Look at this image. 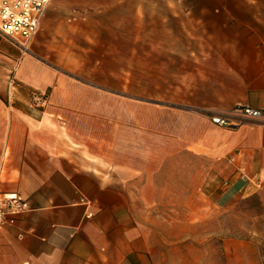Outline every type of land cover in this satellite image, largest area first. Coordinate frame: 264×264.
<instances>
[{"label":"crops","instance_id":"obj_1","mask_svg":"<svg viewBox=\"0 0 264 264\" xmlns=\"http://www.w3.org/2000/svg\"><path fill=\"white\" fill-rule=\"evenodd\" d=\"M28 50L0 32V191L29 203L0 226V264H202L171 226L264 186V0H51ZM92 56L120 59L103 75L210 69L146 77L143 98L135 77L125 93L117 73L61 67ZM238 104L261 115L229 127L197 110ZM233 248L225 264H264Z\"/></svg>","mask_w":264,"mask_h":264},{"label":"rangeland","instance_id":"obj_2","mask_svg":"<svg viewBox=\"0 0 264 264\" xmlns=\"http://www.w3.org/2000/svg\"><path fill=\"white\" fill-rule=\"evenodd\" d=\"M100 44V43H99ZM29 50H27L28 52ZM96 53L97 52H93ZM63 62L64 69H73V72L85 77H101L104 76L107 80L112 82L115 78L117 79V73L125 84L124 92H136L138 90L142 95L140 97L146 98L148 89L145 85L146 77H156L162 79L166 72V77H171L175 81L177 79V69H210V59H167L170 61L169 69H107L105 75L101 72V69H97L101 65H113L114 62L120 59H113L107 56H92V57H64L61 59ZM166 59L154 58V59H143V58H126L121 59L122 63L126 66H130L131 63L138 62H149L150 65L166 66L162 64V61ZM179 61V62H178ZM152 62V63H151ZM180 65V67H178ZM115 70V72H113ZM138 76V78H137ZM133 77H135L136 90H130L129 83L133 84ZM118 78V79H119ZM135 81V80H134ZM160 84V83H159ZM160 92V86L156 88ZM204 164V163H203ZM188 176V172H186ZM205 174L203 173V179ZM205 181V180H204ZM212 183V180H211ZM212 188V186H208ZM210 214L203 220L190 221L189 218H184L180 222L171 227L175 229L180 228L186 232L188 238L187 242H195V240L201 243V247L196 249L197 253L200 254L202 264H225L226 254L225 245H233L234 258L241 259V242L249 241L250 253H253L260 260L264 262V186L260 187L256 191H253L247 195H237L228 205L223 207H213ZM190 235V237H189Z\"/></svg>","mask_w":264,"mask_h":264},{"label":"built area","instance_id":"obj_3","mask_svg":"<svg viewBox=\"0 0 264 264\" xmlns=\"http://www.w3.org/2000/svg\"><path fill=\"white\" fill-rule=\"evenodd\" d=\"M51 0H0V32L6 35L12 43L20 47L22 53L27 52L28 42L37 32L42 15ZM13 81L12 76L9 78ZM39 99H44V93L35 92ZM197 110L208 113L212 122L234 127L247 118H257L261 111L249 104H238L228 110L213 112L205 107ZM29 208L26 197L18 191H0V226L8 220L9 215Z\"/></svg>","mask_w":264,"mask_h":264}]
</instances>
